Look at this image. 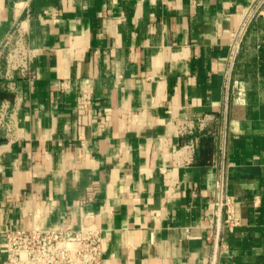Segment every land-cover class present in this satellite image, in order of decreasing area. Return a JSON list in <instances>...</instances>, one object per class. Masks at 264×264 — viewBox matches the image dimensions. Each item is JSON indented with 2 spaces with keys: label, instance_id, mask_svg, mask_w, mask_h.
<instances>
[{
  "label": "crops",
  "instance_id": "0c3cea01",
  "mask_svg": "<svg viewBox=\"0 0 264 264\" xmlns=\"http://www.w3.org/2000/svg\"><path fill=\"white\" fill-rule=\"evenodd\" d=\"M19 23L0 264L9 231L66 224L101 264H264V0H0V43Z\"/></svg>",
  "mask_w": 264,
  "mask_h": 264
},
{
  "label": "built area",
  "instance_id": "2783aa9c",
  "mask_svg": "<svg viewBox=\"0 0 264 264\" xmlns=\"http://www.w3.org/2000/svg\"><path fill=\"white\" fill-rule=\"evenodd\" d=\"M37 51L25 40V28L18 24L5 35L0 43V74L12 88V79L17 76L33 77L32 61ZM3 65V67H2ZM7 102L0 106V128L11 134L14 123L6 119ZM197 126H204V118L197 120ZM193 123L179 124L180 132H191ZM188 147H192L190 143ZM221 209V204H219ZM226 220L231 224L236 219L229 211ZM104 239L99 231L82 228L73 229L70 224L58 228L11 230L7 233L6 257L1 264H101Z\"/></svg>",
  "mask_w": 264,
  "mask_h": 264
}]
</instances>
